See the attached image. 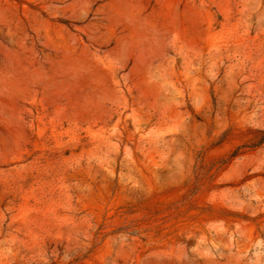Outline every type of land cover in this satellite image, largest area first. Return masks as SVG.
Here are the masks:
<instances>
[{"label":"rangeland","instance_id":"374dc122","mask_svg":"<svg viewBox=\"0 0 264 264\" xmlns=\"http://www.w3.org/2000/svg\"><path fill=\"white\" fill-rule=\"evenodd\" d=\"M263 135L264 0H0V264H264Z\"/></svg>","mask_w":264,"mask_h":264},{"label":"trees","instance_id":"16d2710c","mask_svg":"<svg viewBox=\"0 0 264 264\" xmlns=\"http://www.w3.org/2000/svg\"><path fill=\"white\" fill-rule=\"evenodd\" d=\"M262 141H264V135L258 140V143H260V142H262ZM255 145H257V142L254 143L252 146H255Z\"/></svg>","mask_w":264,"mask_h":264}]
</instances>
